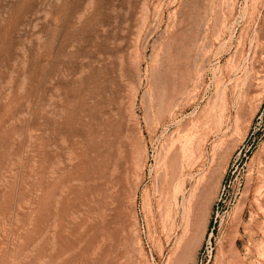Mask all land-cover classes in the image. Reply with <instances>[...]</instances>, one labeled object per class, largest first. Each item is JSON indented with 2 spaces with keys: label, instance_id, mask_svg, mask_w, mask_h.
<instances>
[{
  "label": "rangeland",
  "instance_id": "rangeland-1",
  "mask_svg": "<svg viewBox=\"0 0 264 264\" xmlns=\"http://www.w3.org/2000/svg\"><path fill=\"white\" fill-rule=\"evenodd\" d=\"M263 160L264 0H0V264H264Z\"/></svg>",
  "mask_w": 264,
  "mask_h": 264
},
{
  "label": "bare ground",
  "instance_id": "bare-ground-1",
  "mask_svg": "<svg viewBox=\"0 0 264 264\" xmlns=\"http://www.w3.org/2000/svg\"><path fill=\"white\" fill-rule=\"evenodd\" d=\"M244 91H245V90H244ZM245 92H246V91H245ZM250 93H251V92H250ZM248 94H249V93H247L246 95L249 96ZM245 98H246V97H245ZM241 105H242V104H241ZM263 161H264V160H263ZM259 163H260V162H259ZM261 163H264V162L261 161ZM261 163H260V165H261ZM262 167H263V170H264V164H263ZM257 168H261V167H257ZM260 170H261V169H260ZM260 170H259V171H260ZM261 171H262V170H261ZM260 174H261V172H260ZM262 177H263V176H262Z\"/></svg>",
  "mask_w": 264,
  "mask_h": 264
}]
</instances>
